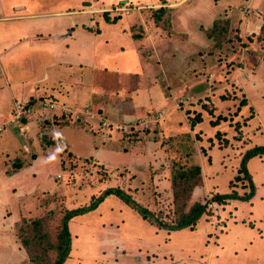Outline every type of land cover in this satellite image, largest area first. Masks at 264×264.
Here are the masks:
<instances>
[{"label": "rangeland", "instance_id": "obj_1", "mask_svg": "<svg viewBox=\"0 0 264 264\" xmlns=\"http://www.w3.org/2000/svg\"><path fill=\"white\" fill-rule=\"evenodd\" d=\"M154 1L0 0V16L21 12L24 7L28 12L36 14L70 8L87 13V17L94 20L92 24L98 26L99 20H106L107 14L117 19L136 13L141 24L132 20L131 30L143 34L146 32V23L143 22L146 18L149 23L153 8L157 6ZM192 4V11L198 14L201 10L200 0H193ZM189 8L185 10L189 11ZM204 9L213 17L211 13L215 11L214 3ZM49 19L42 17L27 22L36 24L42 21L45 24ZM0 25H7L6 28L12 31L17 29L16 21H2ZM239 40L235 42L238 46L234 53L227 55L223 50L210 52L211 42L207 43L203 51L189 49L190 55L186 61L179 62V80H174L178 92L167 101V107L163 105L148 109L150 115L158 112L163 115L158 123L153 122L148 128L135 126L127 133L116 126L102 128L98 120H91L93 127H87L89 130L82 133L75 132L72 139L69 137L56 141L54 136L46 135L42 137L41 143L31 147L25 135L14 136L11 134L12 127H7L0 133V138L9 139L6 148L0 144L1 159L7 158L9 154L10 157L19 156L26 163L28 156L32 158L36 154L35 150L50 153L41 155V171L35 174L25 172L17 176L16 181H26L27 185L33 184L36 177H43L39 189H46L26 196L22 207L17 205L10 212L13 218L19 211L26 217L40 216L52 209L60 214L66 208L89 203L93 195H98L105 188L121 187L157 215L172 221L180 216L186 207L182 205L185 202L210 199L216 192H229L233 189L238 193L248 191L249 188L244 185L247 180L238 179L242 176L238 169L243 152L251 146L264 143V60L259 73L253 69L255 74L242 71L247 69L246 59L239 55ZM161 45L165 49L168 42L164 41ZM202 52L205 53V61L200 64L197 56ZM24 56L27 54L21 55L12 65L16 68L23 65L26 70L21 67L19 75L22 76L31 74ZM236 69L239 70L238 74H235ZM109 80L111 87L116 88V80L113 77ZM190 82L194 83L191 87L188 85ZM160 85L165 87L164 82ZM245 97L246 104L239 107ZM173 103L180 109L170 108ZM70 111L67 108V112ZM184 111L188 115L183 116ZM198 114H201V121L192 125L191 118ZM215 120L217 123L213 124ZM55 121L51 120L48 124ZM44 122L41 125H47ZM72 122L76 124V121ZM105 133L110 135L105 140V146L110 150L126 151L122 158L108 152L95 158L94 152L97 149L102 153L101 141ZM55 134L57 137L58 132ZM48 137L54 138V142ZM27 149L32 155L25 152ZM71 149L79 151L82 158L75 157ZM58 154L61 156L60 164ZM83 155L86 157L83 158ZM101 157L105 162H102ZM259 158L252 162L259 186L258 194L253 204L247 201L238 203L237 215L247 222L243 225V231L234 232V236L239 239H223L222 235L217 239L222 244L213 241V237L206 238L205 228L210 226L206 221L215 220L214 217L220 214L221 204L217 202H212L208 212L203 213L194 228L168 230L152 225L126 202L111 194L96 209L71 220L72 247L64 264H264V161H260L264 160V156ZM127 159L130 162L127 163ZM195 164L201 167L197 182L178 183L179 197L176 198L170 176L181 166L189 168ZM7 188L9 190L7 185L3 187L0 184V194L5 196L0 197V236L6 233L3 214L8 210L9 203H15L13 198H9L10 190L7 191ZM229 209L235 212V207L230 206ZM250 220L254 224L249 223ZM55 224L53 220V235L57 229ZM8 232L11 233V229ZM259 232L262 237H259ZM12 233L15 234L13 230ZM12 237L17 238L16 234ZM3 240V243L0 242V264H12L11 260L20 261V256L10 252L11 249ZM212 245L216 246L215 251H211ZM22 264L35 263L26 260Z\"/></svg>", "mask_w": 264, "mask_h": 264}, {"label": "crops", "instance_id": "obj_2", "mask_svg": "<svg viewBox=\"0 0 264 264\" xmlns=\"http://www.w3.org/2000/svg\"><path fill=\"white\" fill-rule=\"evenodd\" d=\"M154 2L157 4L154 10L162 7L166 9V22L158 23L152 13L149 23L147 24L146 18L143 22L146 23L144 24L146 32L143 34H136L131 30L132 20L141 24V19L136 13L123 18L113 17L110 21L99 20L98 26L92 24L94 20L87 17V13L70 8L53 9L36 14L28 12L24 7L21 12L0 16V23L16 21L15 28H17L12 31L6 28L7 25H0V122L10 116L17 100H31L32 113L17 125H11V134L25 135L27 143L36 147L41 143L43 136H54L57 138L56 141L69 137L72 139L75 132L82 133L93 127V122L88 119L83 120L89 121L91 125L86 121L79 124L62 125L61 122L56 121L48 124L51 120H56L52 116L67 113V108L74 111L90 105L94 111L108 118L112 123L120 124L124 121H134L148 113V109L154 106L167 107L169 104L167 101L178 92L177 82L174 80H177V75H180L178 74L181 71L178 67L179 62L189 57V49L196 52L199 49L203 51L207 43L211 42L206 37L205 30L211 27L218 17L229 19L234 27L232 28L234 33L240 39L241 53L239 55L242 59H246L247 69L242 71L244 70L246 74H253L254 71L259 73V67L264 60V49L260 46L257 35L264 24V0H200L201 10L198 14L192 11L193 0H160V2L156 0ZM211 3L215 5V11L211 13L213 17L207 9H204ZM185 8H189V11ZM42 17L51 19L45 24L42 21H37L35 25L27 22L29 19L36 20ZM164 41L168 42L165 49L161 45ZM24 54H27L23 58L27 59L31 74L22 76L19 75V71L21 67L24 69L23 65H18L17 68L12 65ZM198 56L197 62L204 63L205 53H198ZM238 72L239 70L236 69L235 74ZM111 77L116 80L114 83L116 88L111 87L112 83L109 80ZM161 82L165 83V87L160 85ZM188 85L191 87L194 83L190 82ZM48 99L56 102L58 106L54 109L44 107L42 102ZM62 108L66 110L62 111ZM170 108L180 109L174 103ZM182 115L188 114L184 111ZM43 121L47 125H41ZM57 132L60 137L58 135L56 137ZM108 136L110 135L105 133L101 141L102 153L97 149L94 152L97 156L95 158H99L100 154L102 156L106 152L122 158L126 151L110 150L105 146ZM8 142L7 137L0 138V144L4 148ZM39 151L35 150L36 154H33L32 158L28 156L27 162L15 171H13L14 159H18L19 156L10 157L7 153V158H0V184L3 187L6 185L9 187V198L15 200L14 205L9 203L8 210L3 214L6 233L0 236V242L3 243L5 239L8 248L11 249L10 252L20 256V261L11 260L12 264L30 261L15 229V223L21 216L20 211L15 218L10 212L17 205L21 208L26 196L46 189H39L43 177H36L30 185H27L26 181H16L17 176L25 172L35 174L41 171V155L50 153ZM70 151L75 157L82 158L79 151L78 153L72 149ZM25 152L32 155L29 149ZM84 157L86 155H83ZM259 157L262 159V156H256L248 162L249 171L256 185L255 195L247 201L252 204L259 190L252 162ZM58 158L60 164L61 156L59 155ZM101 160L105 162L102 157ZM128 162L130 161L127 159ZM6 190L9 191L8 188ZM0 197L5 196L0 194ZM20 200L21 203H19ZM240 202L245 201L233 199L219 205L220 214L214 217L215 220L206 221V224H210L205 228L206 238L213 237L215 242L222 235H224L221 237L223 239H239L234 236V232L243 231V225L247 223L244 218L237 215ZM230 206L235 207V212L228 210ZM249 223L254 224L251 220ZM8 229H11V233ZM12 230L18 242L12 237L15 235ZM259 237H262L261 232ZM215 248L216 246L212 245L211 251H215Z\"/></svg>", "mask_w": 264, "mask_h": 264}, {"label": "trees", "instance_id": "obj_3", "mask_svg": "<svg viewBox=\"0 0 264 264\" xmlns=\"http://www.w3.org/2000/svg\"><path fill=\"white\" fill-rule=\"evenodd\" d=\"M153 17L158 23L164 24L167 17L166 9L162 7L154 10ZM106 20H111L108 14ZM205 33L211 40V45L209 46L210 52L217 53L218 51L223 50L227 55L228 53H234L236 50L237 47L235 42L238 39V35L234 33V29H232L229 19L222 17L217 19L211 27L205 30ZM257 37L260 46L264 49V24ZM28 104L32 105L33 103L30 100L28 101ZM244 104H246V97L242 98L239 107ZM187 112L190 113L189 110H187ZM55 118L56 122H61L62 125L66 123H74L72 121H76V123H82L85 121L83 119H75L70 112L62 113L59 116H55ZM201 119V114H198L194 118H191V124L195 125L197 122L201 121ZM216 123L215 120L213 124ZM113 126L114 125H112V127ZM48 139L54 140L52 137H48ZM263 155L264 143L256 144L247 148L241 156L238 171L242 176L238 179L247 180V183L244 185L249 188L248 191L238 193L233 189V191L229 192H216L210 199L206 198L205 200H192L189 203L185 202L182 205L186 207L181 211L180 216L172 221L165 220L157 215V213L137 201L123 188L108 187L102 190L98 195H93L89 203L73 208H66L64 211L62 210L60 214H57L56 209H52L40 216L26 217L21 215L15 223L16 233L32 263L64 264L70 256L72 247V234L70 230L71 220L79 215L96 209L111 194L118 196L141 217L158 228H165L168 230H176L186 227L194 228L197 220L203 215V213L208 212V208L210 209L209 203L217 202L221 204L233 199L249 201L255 195L256 185L252 174L249 171L248 162L253 157ZM22 165L23 161L20 158L16 159L13 164V171L19 169ZM200 173L201 167L199 164H195L189 168L181 166L180 169L173 173L170 176V180L172 187L175 189V197H179L178 183L182 181L195 182L200 176ZM53 220H55L57 224V229L54 232L55 235H53L51 231Z\"/></svg>", "mask_w": 264, "mask_h": 264}, {"label": "built area", "instance_id": "obj_4", "mask_svg": "<svg viewBox=\"0 0 264 264\" xmlns=\"http://www.w3.org/2000/svg\"><path fill=\"white\" fill-rule=\"evenodd\" d=\"M42 105L50 109H54L55 107L58 106L56 102L52 100H44L42 102ZM65 110H66L65 108H62V111ZM32 111H33V104L29 105L28 101L17 100L12 110L11 116L6 120L0 122V133L3 132L7 127L19 123L24 117H27L29 114H31ZM70 113H72L75 119L98 120L102 128L110 129L112 128V125H114L118 129H121L122 131L127 133L130 130H132V128H134L135 126L148 128L151 125V123L153 122L158 123L159 118L163 116L160 112H158L155 115L152 114L150 115L149 113H147L146 115L136 118L132 122L114 124L108 118L94 111L90 106H85L81 109L74 111L72 110L70 111ZM209 206H212V202L209 203Z\"/></svg>", "mask_w": 264, "mask_h": 264}]
</instances>
